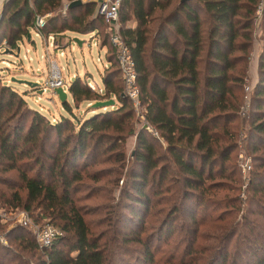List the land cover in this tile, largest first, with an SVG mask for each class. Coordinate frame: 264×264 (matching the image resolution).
<instances>
[{
	"label": "trees",
	"instance_id": "1",
	"mask_svg": "<svg viewBox=\"0 0 264 264\" xmlns=\"http://www.w3.org/2000/svg\"><path fill=\"white\" fill-rule=\"evenodd\" d=\"M61 1L6 0L0 47L4 43L8 51L16 50L23 38L31 41L30 32L56 40L67 33H93L99 47H106L101 93L75 76L65 88L70 102L60 103L63 113L51 121L25 107L23 94L0 82V185L13 170L24 190V195L13 190L10 198L0 191V204L29 215L38 209V215L31 216L35 223L45 218L62 232L49 247L39 248L27 228L11 226L2 235L16 243L0 242V264H126L127 258L149 264L153 242L167 243L169 238L172 242L163 252L170 264H264V2L120 0L119 33L134 62L143 119L149 126L133 132L134 152L126 161L120 145L123 136L132 134L136 117L123 94L106 24L94 13L93 0L67 7L64 13L59 11ZM261 2L257 80L240 117ZM47 13L51 15L36 27L34 17ZM129 21L133 26L126 25ZM111 98L113 106L91 107L89 117L79 119L73 112L83 102L91 106ZM26 117L30 119L25 126ZM240 123L246 125L255 163L243 207L236 196L224 192L235 191L224 180L234 174L226 162L244 129L236 128ZM42 143L47 146L40 147ZM102 151L105 158L114 156L118 168L109 182L120 186L111 212L105 214L108 218L99 222L106 227L94 234L74 195L83 185L84 169ZM100 171L86 172V177L97 180ZM155 205L160 207L153 212L154 224L146 228L143 215ZM198 225L206 229L198 232Z\"/></svg>",
	"mask_w": 264,
	"mask_h": 264
},
{
	"label": "rangeland",
	"instance_id": "2",
	"mask_svg": "<svg viewBox=\"0 0 264 264\" xmlns=\"http://www.w3.org/2000/svg\"><path fill=\"white\" fill-rule=\"evenodd\" d=\"M85 1V0H81ZM264 2V0H262ZM95 2V1H94ZM1 3V1H0ZM67 2L61 1V6L59 11L61 13L65 12L63 6ZM262 5V2L259 4ZM1 8V6H0ZM98 5L95 4L94 13H97ZM51 13L44 14L45 18L49 17ZM260 13L256 12L257 18L254 21V43L252 45L251 56L249 59V67L246 75L245 86L249 88L252 87L253 83L257 80V74L253 72L251 74L250 64H256L257 53L259 52V48L261 46V41L259 36L261 35V27L259 21ZM104 21V20H103ZM127 26H133V22L129 21L126 23ZM106 30V27H105ZM31 41L23 38L21 43L18 45V49L8 51L7 47L4 43H2V47H0V82L4 83L8 86H12L18 94H23V100L25 107L31 110H36L41 112L45 116H47L51 121L53 118H57L59 114L63 113L61 109L60 103L57 100V97L50 91L49 88L44 89L43 92H39L41 90V86L43 85V81L45 77L48 75V71L51 67V64H56L60 68L62 79L65 83L69 82V80L73 79L75 76L79 77V79L86 84H91L94 86L100 85L99 83V75L103 71L102 69L106 66V62L104 59V53L106 52V47H99V41L96 39L93 33L82 34V35H74L72 33H67L63 36L58 37V39H54L51 43L47 39H41L37 34L30 32ZM79 41L77 43L75 41ZM5 49V50H4ZM99 59V61L97 60ZM29 80L37 83V87L29 88L23 84L17 83L16 80ZM65 90V88H64ZM66 92V100L70 102V95ZM27 93V94H24ZM244 93V91H243ZM114 100V98H111ZM115 101V100H114ZM131 104V103H130ZM133 108V106L131 105ZM23 105L19 107V111H21ZM91 106L89 103H81L79 108L74 109L73 112L80 119L83 115L89 117L92 113L89 111ZM134 116L136 117V122L132 123V134L125 135L124 143L121 144V148L123 150L124 156L127 160H131V156L134 152V133L139 127H141L143 121L140 116V109L133 108ZM84 113V114H83ZM26 114V113H25ZM26 116V115H25ZM244 117V116H240ZM30 117H26L25 126L29 122ZM74 122V121H73ZM244 128L239 132L236 137V147L232 151L229 160L226 162V165H232L234 168V174L232 175L231 180H224L227 184L234 186L235 191L229 190L224 191L227 196H236L237 199L240 200L241 206L243 207L246 204V191L245 186L247 184V180L249 178V172L253 170L255 167V163L253 162V158L250 154L249 148L247 147V139L246 134L244 132L246 125L237 124L236 128ZM150 134L154 137L155 133L150 131ZM53 137V135H51ZM162 144V142H161ZM47 143H42L40 147L45 148ZM37 153V151H35ZM106 152H99L98 159L92 165L87 166L83 172L82 183L83 185L80 187L79 191H77L74 195L76 198L75 203L81 206L84 210H86V214L84 215V219L87 222V225L94 234L99 232L100 230L106 227L103 222L106 218V212H111L113 203L117 199L118 187L120 186V182L114 184V182H109L114 180L116 174L115 169H117V163L114 160V156H109L105 158ZM129 160V161H130ZM128 161V162H129ZM247 161L249 165V169L244 174L241 172V165ZM127 164V163H126ZM98 173V179L93 180L86 177V172L90 173L95 170H100ZM261 169V168H260ZM259 169V171H260ZM6 176L7 181L6 184L0 185V191L9 197L10 192L17 189L21 195H24V190L21 188V183L15 173V171L11 170L4 174ZM148 193H151V189H147ZM246 206V205H245ZM160 205H155L152 207L147 215H143V226L148 228L151 224H154L153 221V212L158 209ZM165 207V206H164ZM23 211L19 208H11L7 205L0 204V238L3 237V231L7 230L13 225L19 224L20 216L19 212ZM24 212V211H23ZM27 213V212H26ZM200 215L196 214V217L199 218ZM29 220L34 222L31 219L38 215V209H35L29 215ZM103 221L102 223H99ZM207 221V219H206ZM47 222L45 218L36 222L38 224H43ZM35 223V222H34ZM207 223V222H206ZM21 225V224H19ZM198 232L206 229V225H198ZM206 233L208 231L206 230ZM172 236H176V233H173ZM171 240V241H170ZM162 241H154L151 246L152 252V261L149 264H170V262L166 259L167 253L163 252L166 248V244L172 242V238H169L167 243ZM14 244L16 241H8L3 238L2 244ZM203 244V242H200ZM134 248H137L138 245L131 244ZM141 257V255L139 256ZM138 257V258H139ZM137 258V257H136ZM128 261L126 264H143L140 262V259H133V261ZM169 262V263H167ZM147 264V263H146ZM174 264V263H173Z\"/></svg>",
	"mask_w": 264,
	"mask_h": 264
},
{
	"label": "built area",
	"instance_id": "3",
	"mask_svg": "<svg viewBox=\"0 0 264 264\" xmlns=\"http://www.w3.org/2000/svg\"><path fill=\"white\" fill-rule=\"evenodd\" d=\"M1 3L4 0H0ZM98 5L97 13H101L103 17L104 23L106 24V32L108 36V42L111 46L113 55L117 61L119 75L122 83L123 94L130 101L131 105L135 109H140V116L143 121L142 125H146L143 119V107L140 105L139 100V92L136 84V74L134 69V62L130 55V52L123 40L122 35L119 33V5L120 0H93ZM68 3V2H67ZM67 3L63 6L64 9L67 8ZM261 5H258L256 12L260 13ZM45 16H35L34 24L36 27H41L44 24ZM51 43L53 42V36L48 35L46 37ZM99 61V59H97ZM91 90L97 91L101 93V88H99L96 84L92 86L88 84ZM61 87L63 90L66 88V83L63 81L60 68L56 64H51V67L48 71L47 77H45L43 81V85L41 86V92L44 89L49 88L50 91L53 88ZM250 89L248 86L243 87L244 91V102L240 107V114L244 115L246 110L248 109V97L250 93ZM149 128L148 125H146ZM153 132L152 130H150ZM155 133V132H153ZM156 134V133H155ZM249 169V165L247 161H245L241 165V172L244 174ZM20 220L18 221L21 226L27 228L39 248L49 247L50 244L58 237L62 235V232L55 226L45 222L43 224L34 223L29 220L28 216L25 212H19ZM0 242L3 243V237L0 238Z\"/></svg>",
	"mask_w": 264,
	"mask_h": 264
},
{
	"label": "water",
	"instance_id": "4",
	"mask_svg": "<svg viewBox=\"0 0 264 264\" xmlns=\"http://www.w3.org/2000/svg\"><path fill=\"white\" fill-rule=\"evenodd\" d=\"M190 0H179V3H184V2H188ZM6 0H4L2 3H1V8H0V17H1V9L3 7V5L5 4ZM81 3V0H72L70 2L67 3V7L68 8H71V7H74V6H77ZM101 15V13H98ZM75 41L77 43H79V41H77V39H75ZM17 83H20V84H23L29 88H35L37 87V83L36 82H32V81H29V80H16ZM41 90H39L40 92ZM51 92L57 97V100L59 101V103H62L63 101L66 100V92L65 90H63L61 87H56V88H53L51 90ZM114 104V100L113 99H108V100H104V101H96L94 103L91 104V107L94 108V109H97V108H105V107H109V106H113Z\"/></svg>",
	"mask_w": 264,
	"mask_h": 264
},
{
	"label": "crops",
	"instance_id": "5",
	"mask_svg": "<svg viewBox=\"0 0 264 264\" xmlns=\"http://www.w3.org/2000/svg\"><path fill=\"white\" fill-rule=\"evenodd\" d=\"M0 6H1V3H0ZM256 64H257V63H256ZM256 64H254V63L250 64V71H251V74H252L253 72L256 73ZM65 90H66V89H65Z\"/></svg>",
	"mask_w": 264,
	"mask_h": 264
}]
</instances>
